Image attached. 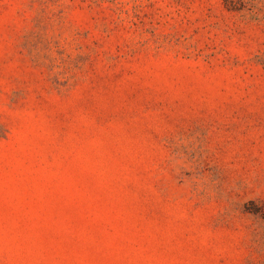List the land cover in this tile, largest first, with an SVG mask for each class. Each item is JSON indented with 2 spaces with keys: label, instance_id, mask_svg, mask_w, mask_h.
Segmentation results:
<instances>
[{
  "label": "rangeland",
  "instance_id": "374dc122",
  "mask_svg": "<svg viewBox=\"0 0 264 264\" xmlns=\"http://www.w3.org/2000/svg\"><path fill=\"white\" fill-rule=\"evenodd\" d=\"M0 264H264V0H0Z\"/></svg>",
  "mask_w": 264,
  "mask_h": 264
}]
</instances>
